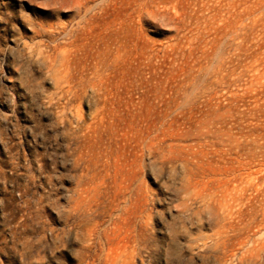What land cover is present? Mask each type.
I'll return each mask as SVG.
<instances>
[{
  "label": "rangeland",
  "instance_id": "rangeland-1",
  "mask_svg": "<svg viewBox=\"0 0 264 264\" xmlns=\"http://www.w3.org/2000/svg\"><path fill=\"white\" fill-rule=\"evenodd\" d=\"M0 264H264V0H0Z\"/></svg>",
  "mask_w": 264,
  "mask_h": 264
}]
</instances>
